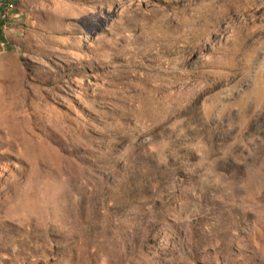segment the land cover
Here are the masks:
<instances>
[{
    "label": "rangeland",
    "instance_id": "obj_1",
    "mask_svg": "<svg viewBox=\"0 0 264 264\" xmlns=\"http://www.w3.org/2000/svg\"><path fill=\"white\" fill-rule=\"evenodd\" d=\"M0 264H264V0H0Z\"/></svg>",
    "mask_w": 264,
    "mask_h": 264
},
{
    "label": "trees",
    "instance_id": "obj_2",
    "mask_svg": "<svg viewBox=\"0 0 264 264\" xmlns=\"http://www.w3.org/2000/svg\"><path fill=\"white\" fill-rule=\"evenodd\" d=\"M2 28H3V25H1L0 36H1L2 38H4V37L2 36V32H1Z\"/></svg>",
    "mask_w": 264,
    "mask_h": 264
}]
</instances>
